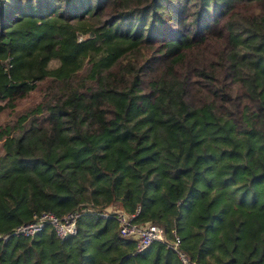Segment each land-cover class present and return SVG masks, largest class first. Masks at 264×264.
Listing matches in <instances>:
<instances>
[{
    "label": "trees",
    "instance_id": "trees-1",
    "mask_svg": "<svg viewBox=\"0 0 264 264\" xmlns=\"http://www.w3.org/2000/svg\"><path fill=\"white\" fill-rule=\"evenodd\" d=\"M108 208L264 264V0H0V264H180Z\"/></svg>",
    "mask_w": 264,
    "mask_h": 264
},
{
    "label": "built area",
    "instance_id": "built-area-1",
    "mask_svg": "<svg viewBox=\"0 0 264 264\" xmlns=\"http://www.w3.org/2000/svg\"><path fill=\"white\" fill-rule=\"evenodd\" d=\"M83 209L67 212L61 217L56 216L51 211L45 210L38 215H34L33 219L15 226L10 232L0 233V240L5 241L11 234L32 235L37 231L43 230L47 225H50L54 229L57 236L64 237L76 231V219ZM86 209L89 211L93 210L92 207H87ZM135 214L136 211L127 212L125 210L121 211L110 208L100 213L101 216H113L115 222H117L118 235L121 238L126 237L135 241L136 251L142 250V248L154 241H162L176 253L180 264H194V261L181 248V241L174 229L171 230V235L169 236L164 228L158 224L135 221Z\"/></svg>",
    "mask_w": 264,
    "mask_h": 264
},
{
    "label": "rangeland",
    "instance_id": "rangeland-1",
    "mask_svg": "<svg viewBox=\"0 0 264 264\" xmlns=\"http://www.w3.org/2000/svg\"><path fill=\"white\" fill-rule=\"evenodd\" d=\"M35 93H32L28 98H26V100H24V103L28 102L29 99H31V97L34 98Z\"/></svg>",
    "mask_w": 264,
    "mask_h": 264
}]
</instances>
